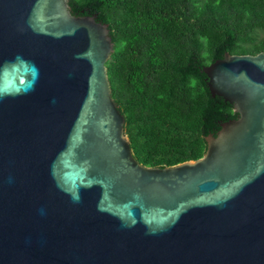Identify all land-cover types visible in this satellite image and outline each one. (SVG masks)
Masks as SVG:
<instances>
[{
    "label": "water",
    "instance_id": "1",
    "mask_svg": "<svg viewBox=\"0 0 264 264\" xmlns=\"http://www.w3.org/2000/svg\"><path fill=\"white\" fill-rule=\"evenodd\" d=\"M68 3L0 0V264H264V52L203 68L237 118L200 159L146 167Z\"/></svg>",
    "mask_w": 264,
    "mask_h": 264
},
{
    "label": "trees",
    "instance_id": "2",
    "mask_svg": "<svg viewBox=\"0 0 264 264\" xmlns=\"http://www.w3.org/2000/svg\"><path fill=\"white\" fill-rule=\"evenodd\" d=\"M74 16L108 25L111 96L135 160L172 167L200 159L205 137L236 119L212 97L203 68L264 52V0H69Z\"/></svg>",
    "mask_w": 264,
    "mask_h": 264
}]
</instances>
